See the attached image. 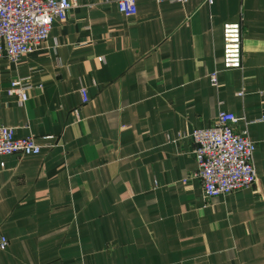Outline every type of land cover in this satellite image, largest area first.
I'll return each instance as SVG.
<instances>
[{
	"label": "crops",
	"instance_id": "0c3cea01",
	"mask_svg": "<svg viewBox=\"0 0 264 264\" xmlns=\"http://www.w3.org/2000/svg\"><path fill=\"white\" fill-rule=\"evenodd\" d=\"M75 1L0 59V123L41 145L0 157V264H264V0ZM236 20L242 66L223 68ZM219 109L255 141L257 181L206 197L189 133Z\"/></svg>",
	"mask_w": 264,
	"mask_h": 264
},
{
	"label": "built area",
	"instance_id": "2783aa9c",
	"mask_svg": "<svg viewBox=\"0 0 264 264\" xmlns=\"http://www.w3.org/2000/svg\"><path fill=\"white\" fill-rule=\"evenodd\" d=\"M113 1L120 13L133 15L137 11L135 0ZM206 1L210 3L212 0ZM75 5V0H0V59L15 62L32 51L46 40L53 23L65 20ZM222 37V67L240 68L243 58L241 21L224 23ZM217 72L214 69L209 74L211 84H217ZM79 91L82 102H87L89 93L86 87ZM7 92L16 94L20 101L26 99V85L21 80H12ZM242 93V90L237 92ZM237 118L233 111L219 109L212 123L194 127L189 133L197 163L194 174L200 178L206 197L247 188L257 181L253 164L256 143L245 129L235 128ZM259 119H264V111ZM40 149L41 145L33 136L17 137L12 126L0 123V157L12 153L36 154ZM3 167L4 162L0 160V169ZM7 245L8 239L0 236V249Z\"/></svg>",
	"mask_w": 264,
	"mask_h": 264
}]
</instances>
